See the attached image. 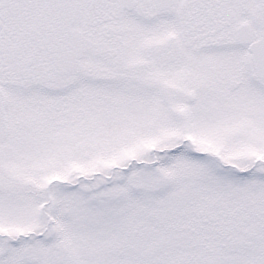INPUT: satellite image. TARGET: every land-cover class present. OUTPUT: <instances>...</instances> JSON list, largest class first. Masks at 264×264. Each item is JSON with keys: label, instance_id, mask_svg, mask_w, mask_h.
Returning <instances> with one entry per match:
<instances>
[{"label": "snow or ice", "instance_id": "snow-or-ice-1", "mask_svg": "<svg viewBox=\"0 0 264 264\" xmlns=\"http://www.w3.org/2000/svg\"><path fill=\"white\" fill-rule=\"evenodd\" d=\"M0 264H264V0H0Z\"/></svg>", "mask_w": 264, "mask_h": 264}]
</instances>
